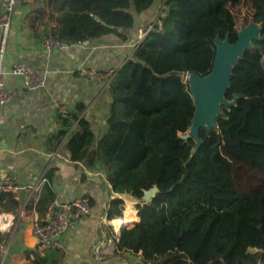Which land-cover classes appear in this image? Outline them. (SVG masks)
<instances>
[{"label":"trees","instance_id":"trees-1","mask_svg":"<svg viewBox=\"0 0 264 264\" xmlns=\"http://www.w3.org/2000/svg\"><path fill=\"white\" fill-rule=\"evenodd\" d=\"M243 1L251 8V21L260 27L259 40L232 70L225 99L236 96L234 105L221 106L217 130L202 131L197 146L179 136L187 132L194 113L182 75L209 74L216 37L236 41L232 9ZM155 3L62 0L56 8L61 16L49 37L64 45L108 35L125 42L124 32L134 24L131 12L143 16ZM161 4V32L146 33L108 83L106 132L96 140L86 120L68 113L58 116L63 129L54 135L55 144L63 145L71 161L88 167L99 162L112 191L134 201V220L124 223L122 227H128L113 241L117 264H130L125 255L137 256V264H264V180L254 190L240 192L233 164L221 152L231 139L264 151V0ZM247 157L240 155L243 166L257 171L256 160ZM9 194L0 195V206ZM52 197L48 194L46 202ZM121 211L123 202L116 198L107 220L121 216ZM24 255L33 257L29 264H61L56 249L41 254L35 248Z\"/></svg>","mask_w":264,"mask_h":264},{"label":"crops","instance_id":"crops-1","mask_svg":"<svg viewBox=\"0 0 264 264\" xmlns=\"http://www.w3.org/2000/svg\"><path fill=\"white\" fill-rule=\"evenodd\" d=\"M61 2L32 0L19 4L9 22L3 67L10 100L7 109L0 110V180L14 177L17 189L2 201L0 214L25 209L23 216L16 215L0 232V264H29L33 259H27L24 251L38 248L31 222L45 216L48 194L58 203L89 198V215L62 237L61 264H117L119 256L113 254V241H118L120 233L115 232L106 214L114 199L123 203L126 199L112 191L99 162L88 167L71 161L63 145L55 144L54 135L63 129L58 109L63 107L72 117L86 120L96 140L106 132L109 82L92 80L82 70L105 72L121 67L141 32L154 20L161 0L143 16L131 12L134 24L124 32L125 42L108 35L48 53L43 40L57 25L61 14L56 8ZM18 61L26 62L32 70H46L45 85L33 91L26 89L22 78L11 73Z\"/></svg>","mask_w":264,"mask_h":264},{"label":"built area","instance_id":"built-area-1","mask_svg":"<svg viewBox=\"0 0 264 264\" xmlns=\"http://www.w3.org/2000/svg\"><path fill=\"white\" fill-rule=\"evenodd\" d=\"M32 0H0L2 16L0 19L1 36H0V110L5 111L9 105L10 96L5 88L3 60L5 56V44L9 27V22L14 8L19 4H29ZM162 4L156 11L154 20L149 23L141 32L140 39L148 32H161ZM67 45L46 37L43 40V47L46 52L61 50ZM83 74L95 81L109 82L115 70L98 72L93 70H82ZM11 73L22 78L23 85L26 89L33 91L42 88L45 85L47 71L44 69L32 70L26 62L18 61L12 65ZM67 112L63 107L58 109V116L66 117ZM248 169L255 170L251 166ZM257 186H250L247 191L254 190ZM17 189L16 179L11 176H5L0 180V195L11 193ZM24 207L16 213L6 212V216L0 222V232L5 227L12 224L16 215L23 216ZM0 211H3L0 209ZM90 213L89 198L86 196L77 198L69 203H58L52 201L48 204L46 214L42 219H33L31 222V234L36 239V245L40 251L56 249L63 251L62 237L64 234L73 229L80 219L88 216ZM2 223V224H1ZM3 225V228H1Z\"/></svg>","mask_w":264,"mask_h":264},{"label":"water","instance_id":"water-1","mask_svg":"<svg viewBox=\"0 0 264 264\" xmlns=\"http://www.w3.org/2000/svg\"><path fill=\"white\" fill-rule=\"evenodd\" d=\"M259 29V25L251 21L240 30L236 29V41L233 43L229 42L228 37L223 40L216 37L215 56L209 74L204 77L193 73L184 74L194 113L187 132L179 135L181 138H191L198 146L202 131L217 130L216 118L221 115V106H232L237 99L236 96H233L231 101L225 99V93L231 85L232 70L242 59L245 51L256 48L253 41L259 40ZM149 195L150 193L145 194L144 198L148 199Z\"/></svg>","mask_w":264,"mask_h":264},{"label":"rangeland","instance_id":"rangeland-1","mask_svg":"<svg viewBox=\"0 0 264 264\" xmlns=\"http://www.w3.org/2000/svg\"><path fill=\"white\" fill-rule=\"evenodd\" d=\"M232 12L237 19V30H240L241 27H245L251 22L252 11L246 1H243L240 4V6L232 9ZM246 20L248 21L247 24H246ZM185 78L186 77L182 75V79L184 81H185ZM225 142L226 143H224V147L221 148V152L224 155H226L227 158L230 160V162L233 164V174H234L233 177H234V181H235L237 189L240 192H243L245 191V188L249 189L250 186H258V184L264 180V177H263L264 168L262 169L263 166L261 165L262 164L261 161L264 162V151L259 148L258 149L257 148L247 149L245 146L243 145L240 146L237 141H234L232 139L230 141H225ZM241 147H244V149L242 148L243 151L241 150V154L247 153L249 160H251V158L256 160V162H254V165L257 166L258 172L255 171L254 173H252L253 172L252 170L243 166L244 164L242 163L240 159L241 154L239 153V150L241 149ZM131 202L134 203V201H131ZM131 202L129 200H125L124 208L127 203L130 204L134 209V216H135L136 210L134 208V205ZM122 228L123 227H121L118 232L116 231L115 232L119 234ZM125 257L126 258L123 257V260L128 261L130 264H137L139 262V259L137 256L125 255Z\"/></svg>","mask_w":264,"mask_h":264},{"label":"bare ground","instance_id":"bare-ground-1","mask_svg":"<svg viewBox=\"0 0 264 264\" xmlns=\"http://www.w3.org/2000/svg\"><path fill=\"white\" fill-rule=\"evenodd\" d=\"M5 216H6L5 214H0V222L3 220V218ZM133 219H134V209L130 204H126L124 211L122 212L121 216H118V217L114 218L113 220H111L112 226H113L114 230L116 232H118L124 223L131 222V221H133ZM129 226H130V224H129ZM127 227H124L123 229H125ZM1 228H3V225H1ZM123 229H121L120 232Z\"/></svg>","mask_w":264,"mask_h":264}]
</instances>
